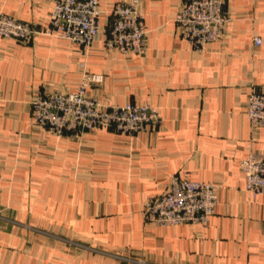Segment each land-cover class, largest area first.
<instances>
[{"label": "crops", "instance_id": "0c3cea01", "mask_svg": "<svg viewBox=\"0 0 264 264\" xmlns=\"http://www.w3.org/2000/svg\"><path fill=\"white\" fill-rule=\"evenodd\" d=\"M129 1L100 0L102 33L85 48L49 34L54 0H0L36 32L0 37V264H264V196L241 166L264 154L247 115L252 89L264 93V0H225L224 35L202 51L176 22L189 0H140L144 56L105 43L114 5ZM85 70L103 77L88 96L150 105L162 122L63 137L36 124L37 96L77 92ZM174 176L216 186L207 227L145 220Z\"/></svg>", "mask_w": 264, "mask_h": 264}, {"label": "built area", "instance_id": "2783aa9c", "mask_svg": "<svg viewBox=\"0 0 264 264\" xmlns=\"http://www.w3.org/2000/svg\"><path fill=\"white\" fill-rule=\"evenodd\" d=\"M224 3L225 0H189L176 16L183 37L196 50L202 51L223 37L229 21ZM139 4L140 0H130L114 5L105 41L108 48L139 56L147 53L146 26ZM101 14L100 0H54L49 34L90 48L102 33ZM35 34L30 24L0 13V37L29 43ZM255 43L261 45V38H256ZM102 81V76L85 70L77 92L39 94L33 104L34 122L57 137L101 128L136 135L162 122L158 110L150 105H107L88 96V88ZM247 115L253 127H264V93L256 88L249 96ZM241 166L246 190L254 196H264V154L252 153ZM218 204L216 186L174 176L162 195L146 200L143 215L148 223L161 228L183 224L205 228Z\"/></svg>", "mask_w": 264, "mask_h": 264}]
</instances>
